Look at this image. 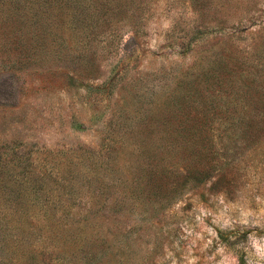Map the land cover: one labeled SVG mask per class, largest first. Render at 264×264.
Returning <instances> with one entry per match:
<instances>
[{"label":"rangeland","instance_id":"374dc122","mask_svg":"<svg viewBox=\"0 0 264 264\" xmlns=\"http://www.w3.org/2000/svg\"><path fill=\"white\" fill-rule=\"evenodd\" d=\"M221 40L239 55L264 49V0H208L202 9L194 0H0V238L16 264L49 242L40 188L82 204L107 186L108 204L125 193L130 203L134 145L121 127L144 110L175 105L195 79L198 103L236 104L232 91L205 90L212 80L198 76ZM254 75L244 105H264V71ZM242 145L229 144L231 164L220 170L230 181L172 187L163 207L155 201L144 214L106 212L105 264H264V136ZM55 169L74 185L69 197L55 175L42 180ZM56 234L68 264H89L83 241Z\"/></svg>","mask_w":264,"mask_h":264},{"label":"trees","instance_id":"16d2710c","mask_svg":"<svg viewBox=\"0 0 264 264\" xmlns=\"http://www.w3.org/2000/svg\"><path fill=\"white\" fill-rule=\"evenodd\" d=\"M194 1L195 5L199 4L202 9L208 0ZM197 10L200 12V9ZM240 18L237 17V20H242ZM225 42L221 40L218 50L210 55L213 58L212 63L208 65L213 66L203 67L198 76L205 75L207 79L212 80L205 90H217L219 86L222 88L220 94L232 91L236 104L198 103L196 95L202 96L200 92L203 88L198 87L201 79H195L189 86L188 93H184L185 97L192 99L191 103L180 104L185 102L184 96L180 100L179 96L173 95L175 105H154L144 110L134 121L121 127L126 138L134 145L131 154L135 159V173L133 189L131 188L128 194L132 203H127L124 199L127 195L125 193L123 199L116 197L113 205L108 204L107 186L94 188L90 194L91 199L82 204L65 203L60 193L55 199L54 189L40 188V194L44 197L40 209L53 221L47 226L40 225V229L46 228L51 234H47L49 242L44 245L43 250H31L24 264H68L69 259L65 256L66 251L61 246L60 237L56 236L58 231L75 236V241L78 238L80 242L83 241L86 247L80 251L84 252L85 262L105 264L110 260L108 254L112 253L104 230L107 222L106 212L120 213L127 209L144 214L150 207L154 208L155 201L160 202L163 207L162 200L169 198L172 187L179 190L186 183L200 184L207 180H210L212 186H216L226 178L231 180L227 171L223 173V168L231 164L224 161L232 152L229 144L239 143L240 140L244 143L242 146L246 147L251 141H257L264 136V105L242 104L250 98L248 87L251 81L255 80L254 74L264 71V67L255 64L256 60L264 59V49L258 51L252 47L253 50L248 52V56L239 55L233 49L228 51L229 48L224 46ZM116 160V155L109 152L108 163H111V171L117 166ZM52 175L60 179V190L69 197L74 185L70 184V181L62 182L66 177L60 174L59 169L49 172L42 180L51 178ZM29 188L31 186L23 188L26 193L25 190L23 193L12 189V195L20 198L30 194ZM136 201H145L148 206L136 211ZM24 204H18L17 209L23 211ZM22 220V217L16 219L14 226L20 228ZM26 220L32 225L29 219ZM87 231H91L90 237L86 235ZM10 246L11 243L7 241L4 233L0 238V264H16L14 251ZM20 247L21 244L18 245V248ZM38 254H43V258L37 259Z\"/></svg>","mask_w":264,"mask_h":264}]
</instances>
